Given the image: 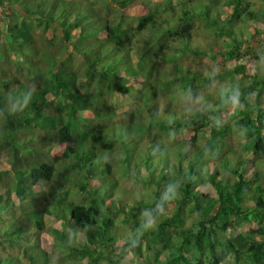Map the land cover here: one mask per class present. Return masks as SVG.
Returning <instances> with one entry per match:
<instances>
[{"label": "trees", "instance_id": "trees-1", "mask_svg": "<svg viewBox=\"0 0 264 264\" xmlns=\"http://www.w3.org/2000/svg\"><path fill=\"white\" fill-rule=\"evenodd\" d=\"M45 1L0 0V213L9 219L0 259L122 264L129 252L131 264H264V26L254 25H264V0H110L116 18L109 8L103 18L60 13L57 23ZM206 54L222 68L202 62ZM161 64L191 103L160 116L152 76ZM33 87L28 107L10 114ZM226 87L239 89L242 107H226ZM139 140L148 176L134 185L150 194L134 190L128 203L110 168L116 156L135 166ZM149 215L157 227L145 232ZM46 231L54 253L39 244Z\"/></svg>", "mask_w": 264, "mask_h": 264}, {"label": "rangeland", "instance_id": "rangeland-1", "mask_svg": "<svg viewBox=\"0 0 264 264\" xmlns=\"http://www.w3.org/2000/svg\"><path fill=\"white\" fill-rule=\"evenodd\" d=\"M26 1H27V3L30 2L32 7H34L38 3V0H26ZM52 1L53 2H52V8L51 9H52L54 18L56 19L54 21L55 23L58 22V20H59L58 15L60 13L64 14V16H67L68 20H72L75 16L79 17L80 15H84V14H87L84 19H93V18H98V17L103 18L104 14L106 12L105 9L109 10V8H111L112 10H110V11L113 13V17L116 18V16H117V12L115 10H113V8H115V7L113 5L107 3L110 0H52ZM202 1L205 2L206 4H212L213 0H202ZM49 2H50V0H49ZM154 2H156V0H149V3H154ZM43 3H46V1L44 0ZM262 3H263V1H262ZM78 8H81L80 13H83V14H79V13L77 14L76 9H78ZM131 9H134L133 5H131ZM92 11H94L95 13H93ZM3 20H4L3 14L0 12V28L3 27ZM123 20L125 22L129 21V23L132 25L135 24V22L133 20H130L128 16H124ZM33 24L39 31L40 30L42 32L45 31V29L42 28V25L40 22L34 21ZM254 25L255 26H262V27L264 26V25H261L259 23H256ZM92 32H93V30L91 29V33ZM93 35H97V31H96V33L92 34L91 36H93ZM86 38L87 37H85L83 39H86ZM253 38H254L253 42H252V44H250V46H253L257 42V40L259 39V35L253 34ZM187 44L190 46L189 42ZM76 46L74 45V49H76ZM180 48H182V47L181 46L176 47V49H177L176 55H175L176 58L180 54ZM187 50H188L187 54H193V53H196L198 48H191V49H187ZM75 51L78 53V55L82 54V51H79V50H75ZM47 53L48 52H46V49L41 50V55H45ZM190 59H193V57L192 56H189V57L184 56L181 58V60L183 62H186L187 60H190ZM131 60H136L135 54L131 55ZM202 62H204L205 64H208L209 67L212 66V67L222 68L221 63L216 62L215 60H212L208 54H206L203 57ZM228 63H229V61H227L225 63V65H227ZM220 68H218V69H220ZM225 68L227 69L228 67H225ZM174 73H177L176 76L178 77L181 75L182 71H179V69H178L177 71H174ZM233 73L234 72L231 69H229V72L226 76L228 78H232L236 81H240V79L242 78L241 74L240 73H234V75H233ZM170 77L171 76H170L169 72L167 71L165 64L157 65L156 68L154 69V74L152 76V86L157 91L156 95L157 94L159 95V96H157V98H160V99L157 101L158 105L155 102L152 105L157 107L158 114L160 116L162 115V108H167V107L175 104V106H176L175 110L178 112H181L182 108L180 106L183 103L185 106H187L191 103L190 98L186 97L184 95V92L177 88V86H180V82H179V80H177L178 78L175 80L174 79L172 80ZM123 81L129 84L131 80L128 79V80H123ZM237 84H238V82H237ZM171 85H174L172 89H170ZM224 90H226V92H228L227 87L224 88ZM147 94L150 96V100L153 102L154 101V95L151 94V91L149 89L147 90ZM172 97H174V99H172ZM169 98H171V99H169ZM115 99L119 103H125V101H126L124 99V97L120 96V95L116 96ZM260 103L264 104V92L262 93V95L260 97ZM225 106H226V104H225ZM225 106H224V108H225ZM229 106H230V104L227 105L226 107L229 109ZM185 119H186V117L181 118V120H185ZM153 130H154V133L152 134L153 138L156 140L157 143H161L165 147V144L168 142V139L164 138L165 137L164 134L162 135V133L158 132L159 131L158 128H155ZM202 140H203V138H199L198 139L199 143H202ZM169 141H170V139H169ZM170 144L167 147H165L163 150H164V152H166L165 150H169V151H171L172 154L175 155L177 146L172 141H170ZM136 146H137V148L134 149V152H135V154L136 153L137 154L136 155L133 154V155H135V158H136V160L133 162V164L135 166H132V168H130L129 163L127 164L126 157L116 156L113 158L114 163H113V166L110 168L111 174L114 173L116 183L119 187V189L117 187L116 190L121 191L120 195H125L124 197H121V199L124 202H128V203L134 197V190H137L138 192H140L139 194H141V195H147L148 196V194H150L148 191L150 189V187H147L148 190H145L143 187H141L139 185H134L137 183H142V179L145 178L146 176H148L147 170L144 167L143 162L140 164V162L142 160H144V158H145L144 154H143L145 152V147H144L142 140H139V145H136ZM132 148H133V146H132ZM163 150L161 151V153H163ZM104 159H107V158L106 157L105 158L98 157V158H96V162H98L99 165L103 164V163H105ZM116 161L119 163V165L115 163ZM123 162H124V164H123ZM138 170L140 172H142L141 175L136 174V172ZM94 180H98L97 175L92 177V181H94ZM155 180L153 183L156 182ZM89 185H90L89 187H91L92 183H90ZM102 186L103 185H101L99 187V189H101ZM108 186H109V184L107 185V187ZM152 187H153V185H152ZM70 195H71V191H70ZM77 199L82 200L81 197H77ZM105 203L108 205L109 200H106ZM6 215L7 214L0 213V227H2V229L0 230V233H2L3 229L7 227V222L9 219ZM45 222H46L45 225L49 224L50 226H55L58 228L61 226V224H59L58 221H55V220L48 218V217H46ZM120 227H121V225H120ZM0 239H1V237H0ZM49 241H50V233L49 232H47V231L42 232L39 235V244L47 251H50L52 249ZM119 241H121L120 238H118V241H116V243H118ZM1 244L3 245V243H1ZM52 250L54 253V249H52ZM131 259H133V256L131 255V253L128 252L127 257H125V259L122 260V264H131ZM4 261H5V256H3L0 259V264H5ZM66 263H68V262H66Z\"/></svg>", "mask_w": 264, "mask_h": 264}, {"label": "clouds", "instance_id": "clouds-1", "mask_svg": "<svg viewBox=\"0 0 264 264\" xmlns=\"http://www.w3.org/2000/svg\"><path fill=\"white\" fill-rule=\"evenodd\" d=\"M36 89L33 87L29 91H27L23 97L20 98L21 102L17 103L15 100L10 104L8 108V112L14 113L16 111H22L25 110L28 105L31 103L32 97L35 94ZM240 91L239 89H233L228 92H224L222 94L223 102L230 104L234 108L242 107L241 99H240ZM3 113V109H0V114ZM168 195L165 197V199H173L174 198V190L171 188V186L168 189ZM155 220V217H152L149 215L145 218L144 222L142 223L141 227L145 230V232L152 231L154 228L157 227L156 224L153 223Z\"/></svg>", "mask_w": 264, "mask_h": 264}]
</instances>
